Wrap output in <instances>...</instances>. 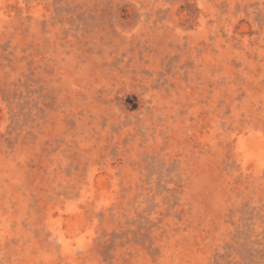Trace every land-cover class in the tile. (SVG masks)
<instances>
[{
    "label": "rangeland",
    "instance_id": "1",
    "mask_svg": "<svg viewBox=\"0 0 264 264\" xmlns=\"http://www.w3.org/2000/svg\"><path fill=\"white\" fill-rule=\"evenodd\" d=\"M0 264H264V0H0Z\"/></svg>",
    "mask_w": 264,
    "mask_h": 264
}]
</instances>
